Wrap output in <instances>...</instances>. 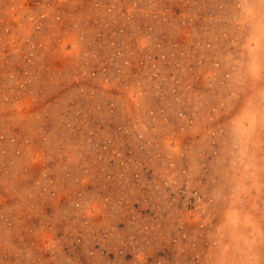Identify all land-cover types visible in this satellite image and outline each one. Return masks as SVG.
<instances>
[{
    "label": "rangeland",
    "instance_id": "rangeland-1",
    "mask_svg": "<svg viewBox=\"0 0 264 264\" xmlns=\"http://www.w3.org/2000/svg\"><path fill=\"white\" fill-rule=\"evenodd\" d=\"M0 264H264V0H0Z\"/></svg>",
    "mask_w": 264,
    "mask_h": 264
}]
</instances>
